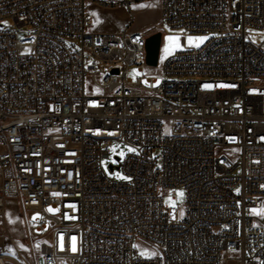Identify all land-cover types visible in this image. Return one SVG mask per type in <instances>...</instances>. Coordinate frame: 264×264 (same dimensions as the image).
Here are the masks:
<instances>
[{
	"label": "built area",
	"instance_id": "obj_1",
	"mask_svg": "<svg viewBox=\"0 0 264 264\" xmlns=\"http://www.w3.org/2000/svg\"><path fill=\"white\" fill-rule=\"evenodd\" d=\"M87 1L0 0V218L18 199L39 264H264V0H160L183 47L149 83L154 27L97 32Z\"/></svg>",
	"mask_w": 264,
	"mask_h": 264
},
{
	"label": "rangeland",
	"instance_id": "obj_2",
	"mask_svg": "<svg viewBox=\"0 0 264 264\" xmlns=\"http://www.w3.org/2000/svg\"><path fill=\"white\" fill-rule=\"evenodd\" d=\"M129 2L133 8V19L131 23V27L133 29L151 28V26H153L152 24L159 19V11L157 7L158 0H129ZM3 24L9 26V23L6 21H4ZM21 29L24 30L27 29V27L24 26L21 27ZM156 30L158 29L154 27L153 32ZM182 36L181 29L166 26V28L162 31V47L160 50L159 61H161L167 54L183 47ZM189 37L209 38V35L192 33L187 34L185 44L188 46H196V44L201 45L205 43L208 38L203 42L193 40L190 44ZM251 37L253 40L263 39L264 33L259 30H254ZM89 61L90 60L87 58L86 63H89ZM141 75L144 76V82L146 83H149L146 79L148 76H155L158 80L163 79L164 73L161 63H158L157 65L145 64L142 70L138 67H134L130 72V76L135 79ZM85 85L89 92L97 93L101 91V88L94 82L92 75L89 72H87L85 76ZM111 151L112 155L111 158L106 161L105 169L109 175L118 178L121 176L119 170L117 168L111 170L109 162L112 161L116 165L117 159L115 156L124 154L125 146L121 143H114ZM179 192H183L184 194L183 189H178L174 193H169L165 197V203L173 207H177L182 204L184 202L185 194L181 198L177 195ZM2 232H4V236H2ZM135 245L137 246L135 248L139 257H149V255H141L142 252H146L148 254L152 253V249L148 244L139 242ZM0 249L2 254L5 256L7 264L40 263V246L38 237L32 229L29 214L16 198L7 199L5 211L0 218Z\"/></svg>",
	"mask_w": 264,
	"mask_h": 264
},
{
	"label": "crops",
	"instance_id": "obj_3",
	"mask_svg": "<svg viewBox=\"0 0 264 264\" xmlns=\"http://www.w3.org/2000/svg\"><path fill=\"white\" fill-rule=\"evenodd\" d=\"M127 1L129 0H88V7L94 17V30L97 32H117L131 24L133 8ZM157 7L159 19L152 24L154 27L160 22V0H158Z\"/></svg>",
	"mask_w": 264,
	"mask_h": 264
},
{
	"label": "water",
	"instance_id": "obj_4",
	"mask_svg": "<svg viewBox=\"0 0 264 264\" xmlns=\"http://www.w3.org/2000/svg\"><path fill=\"white\" fill-rule=\"evenodd\" d=\"M162 47V31L156 30L146 38V63L157 65ZM117 71V69H115Z\"/></svg>",
	"mask_w": 264,
	"mask_h": 264
},
{
	"label": "snow or ice",
	"instance_id": "obj_5",
	"mask_svg": "<svg viewBox=\"0 0 264 264\" xmlns=\"http://www.w3.org/2000/svg\"><path fill=\"white\" fill-rule=\"evenodd\" d=\"M208 37H197V38H193V37H189V43L191 44L193 40H197L199 42H203L204 40H206ZM196 46L198 47L199 44H196ZM167 51V50H166ZM220 87H226L227 85H219ZM204 87H211V85H205ZM264 139V138H262ZM129 151H133V149H129ZM118 178H122V179H127L126 177H118ZM238 191V190H237ZM178 196H180L181 198L183 197V192H179L177 193ZM48 211H53L52 209H48ZM257 214H264V210H262L261 212L257 213ZM134 247H137L136 245H134ZM72 250L75 251V238H73V245H72ZM141 255H155V253H151L148 254L146 252H142Z\"/></svg>",
	"mask_w": 264,
	"mask_h": 264
},
{
	"label": "bare ground",
	"instance_id": "obj_6",
	"mask_svg": "<svg viewBox=\"0 0 264 264\" xmlns=\"http://www.w3.org/2000/svg\"><path fill=\"white\" fill-rule=\"evenodd\" d=\"M0 261L2 262V264H7L5 256L1 252V249H0Z\"/></svg>",
	"mask_w": 264,
	"mask_h": 264
}]
</instances>
